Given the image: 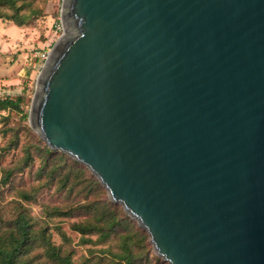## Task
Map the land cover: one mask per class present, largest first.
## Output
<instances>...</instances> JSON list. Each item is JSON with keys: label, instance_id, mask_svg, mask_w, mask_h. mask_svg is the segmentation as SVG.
Here are the masks:
<instances>
[{"label": "water", "instance_id": "95a60500", "mask_svg": "<svg viewBox=\"0 0 264 264\" xmlns=\"http://www.w3.org/2000/svg\"><path fill=\"white\" fill-rule=\"evenodd\" d=\"M29 112L169 264H264V0H63Z\"/></svg>", "mask_w": 264, "mask_h": 264}, {"label": "rangeland", "instance_id": "374dc122", "mask_svg": "<svg viewBox=\"0 0 264 264\" xmlns=\"http://www.w3.org/2000/svg\"><path fill=\"white\" fill-rule=\"evenodd\" d=\"M62 5L63 0H0V99H22L19 111H0V234H8L19 215L26 217L34 239L22 257L28 264H61L53 249L70 264H169L86 166L60 151L47 159V145L30 125L37 80L64 33ZM123 214L131 221L116 230L105 227V219Z\"/></svg>", "mask_w": 264, "mask_h": 264}, {"label": "trees", "instance_id": "16d2710c", "mask_svg": "<svg viewBox=\"0 0 264 264\" xmlns=\"http://www.w3.org/2000/svg\"><path fill=\"white\" fill-rule=\"evenodd\" d=\"M7 2H11L12 0H6ZM18 24L22 25V19L18 20ZM22 99H0V111L1 110H20ZM48 147V146H47ZM43 147L44 154L46 155L47 159H52L54 155L53 150L49 147ZM64 155L60 157L63 158ZM74 164H78L79 162L73 160ZM96 181V180H95ZM97 184V181L95 182ZM111 204V203H109ZM131 221L126 214L123 216L116 215L109 217L104 220L105 227L110 228L111 230H116L122 223H126ZM11 223V227L8 234H0V264H28L22 261V257L29 253L32 250V242L34 241L32 236V228L30 222L26 219L24 215H19L15 220ZM1 229V228H0ZM95 227L93 228V230ZM78 231H81L83 234L89 233L88 228H80L78 227ZM91 230V231H93ZM105 231V229L103 228ZM106 236V234H104ZM53 253L54 258L60 259L59 261L61 264H70L69 258L61 257L58 255L60 252H55L54 249L51 251ZM129 250H127V254ZM130 263L133 264L132 261L127 259Z\"/></svg>", "mask_w": 264, "mask_h": 264}]
</instances>
